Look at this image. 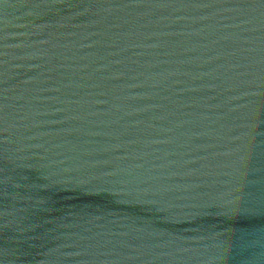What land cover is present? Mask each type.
<instances>
[{
	"label": "water",
	"instance_id": "water-1",
	"mask_svg": "<svg viewBox=\"0 0 264 264\" xmlns=\"http://www.w3.org/2000/svg\"><path fill=\"white\" fill-rule=\"evenodd\" d=\"M0 264H264V0H0Z\"/></svg>",
	"mask_w": 264,
	"mask_h": 264
}]
</instances>
